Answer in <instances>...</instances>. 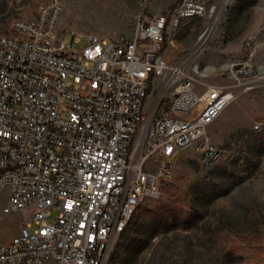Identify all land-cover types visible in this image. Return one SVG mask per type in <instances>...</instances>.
Returning <instances> with one entry per match:
<instances>
[{"label": "built area", "instance_id": "2783aa9c", "mask_svg": "<svg viewBox=\"0 0 264 264\" xmlns=\"http://www.w3.org/2000/svg\"><path fill=\"white\" fill-rule=\"evenodd\" d=\"M139 2L131 36L90 33L78 49L57 36L61 0L0 33V190L21 215L0 264H104L125 210L169 174L165 159L189 146L203 167L220 158L211 126L253 68L234 63L231 83L204 82L197 49L168 60L164 48L188 8L204 17L217 6L179 0L144 14Z\"/></svg>", "mask_w": 264, "mask_h": 264}, {"label": "rangeland", "instance_id": "374dc122", "mask_svg": "<svg viewBox=\"0 0 264 264\" xmlns=\"http://www.w3.org/2000/svg\"><path fill=\"white\" fill-rule=\"evenodd\" d=\"M43 1L0 0V33L11 31L15 20L35 19ZM178 1L147 0L143 13H170ZM223 1H209L217 9L204 17L184 19L164 48L168 60L197 49L194 62L203 69L202 80L211 84L231 83L234 63L253 68L252 79L242 78L248 82L235 87L234 99L211 126L221 156L203 167L199 150L189 146L165 159L169 174L117 235L106 264H264V65L224 55L228 40L247 24V9L255 0ZM61 2L57 36L73 49L82 47L90 33L106 39L131 36L141 11L139 0ZM254 48L247 51L249 56L256 53ZM151 99L149 95L144 110ZM7 199L8 189L2 188L1 242L20 231L21 215L4 208ZM49 213L47 222L53 223L57 210Z\"/></svg>", "mask_w": 264, "mask_h": 264}, {"label": "crops", "instance_id": "0c3cea01", "mask_svg": "<svg viewBox=\"0 0 264 264\" xmlns=\"http://www.w3.org/2000/svg\"><path fill=\"white\" fill-rule=\"evenodd\" d=\"M204 1L207 3L209 1L215 3L217 0ZM247 10L249 12L247 24L240 32H237L228 40L224 48V55L238 56L241 58L248 57L247 59L252 60L251 63L264 65V0H255ZM250 43H253V45ZM252 47H255L254 50L256 53L249 56L247 51Z\"/></svg>", "mask_w": 264, "mask_h": 264}, {"label": "bare ground", "instance_id": "6f19581e", "mask_svg": "<svg viewBox=\"0 0 264 264\" xmlns=\"http://www.w3.org/2000/svg\"><path fill=\"white\" fill-rule=\"evenodd\" d=\"M228 2H231V0H228ZM212 13V12H211ZM198 15V8H188V17H197ZM213 27L210 28V30H212ZM209 30V29H208ZM209 30V31H210ZM206 39V38H205ZM204 41V40H203ZM143 200H137V201H134V204H130V206L127 208V210H125V216L123 217V220H122V226L121 228H119V233L118 235L124 231V229L126 228V226L128 225L129 221L131 220L132 216L134 215L135 211L137 210V208L139 207V205L141 204ZM117 237V236H116ZM115 237V238H116ZM115 239H113V242H114ZM113 242H111L110 244V247L112 246ZM108 254H109V251H108ZM108 254H106V260H105V263L106 264V261L108 259Z\"/></svg>", "mask_w": 264, "mask_h": 264}, {"label": "water", "instance_id": "95a60500", "mask_svg": "<svg viewBox=\"0 0 264 264\" xmlns=\"http://www.w3.org/2000/svg\"><path fill=\"white\" fill-rule=\"evenodd\" d=\"M206 33V31L203 33V35Z\"/></svg>", "mask_w": 264, "mask_h": 264}, {"label": "snow or ice", "instance_id": "6c2138e0", "mask_svg": "<svg viewBox=\"0 0 264 264\" xmlns=\"http://www.w3.org/2000/svg\"><path fill=\"white\" fill-rule=\"evenodd\" d=\"M69 207H71V205H69Z\"/></svg>", "mask_w": 264, "mask_h": 264}, {"label": "trees", "instance_id": "16d2710c", "mask_svg": "<svg viewBox=\"0 0 264 264\" xmlns=\"http://www.w3.org/2000/svg\"><path fill=\"white\" fill-rule=\"evenodd\" d=\"M261 264H263V263H261Z\"/></svg>", "mask_w": 264, "mask_h": 264}]
</instances>
